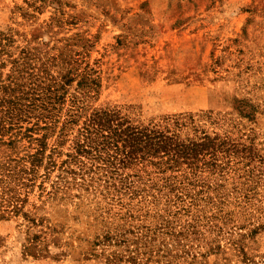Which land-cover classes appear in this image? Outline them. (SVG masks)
<instances>
[{
    "label": "rangeland",
    "instance_id": "374dc122",
    "mask_svg": "<svg viewBox=\"0 0 264 264\" xmlns=\"http://www.w3.org/2000/svg\"><path fill=\"white\" fill-rule=\"evenodd\" d=\"M128 104L229 113L254 156L110 187L76 147L95 111ZM25 213L59 229L50 255L23 250ZM106 218L114 240L97 251L139 264H263L264 0H0V264H104L77 252Z\"/></svg>",
    "mask_w": 264,
    "mask_h": 264
},
{
    "label": "trees",
    "instance_id": "16d2710c",
    "mask_svg": "<svg viewBox=\"0 0 264 264\" xmlns=\"http://www.w3.org/2000/svg\"><path fill=\"white\" fill-rule=\"evenodd\" d=\"M237 101L241 107L238 112L243 113L242 108L247 103L244 99ZM228 114L205 110L144 117L136 104L121 105L112 111H95L84 121L81 129L83 139L78 142L76 152H87L97 157L100 161L98 168L107 170L110 187L113 188H146L144 184L140 185L141 182L137 183L144 176L139 171L149 175L154 170L174 177L177 176L174 172L186 176L197 170L228 171V168H234L239 163L248 164L254 156L249 144L251 141L243 140L251 137L237 134L234 119ZM139 164L141 167L133 173L137 175L136 181L127 183L128 176L119 175L125 168L133 169ZM25 217L29 222L23 250L35 257L50 255L49 242L44 234L54 231L49 241L58 245L59 236L55 232L59 229L45 223L43 218L38 219L28 213H25ZM37 226L41 227L32 231ZM113 231L106 218L103 232L95 233L91 238L79 236V239L88 241V247L79 249L78 255L100 258L104 264H118L129 258L132 259L131 264H139L133 255L124 259L125 255L120 249L97 251V245L112 243ZM70 244L68 242V247ZM75 247L72 243L68 252L74 254L77 251ZM139 247L142 246L135 249Z\"/></svg>",
    "mask_w": 264,
    "mask_h": 264
}]
</instances>
